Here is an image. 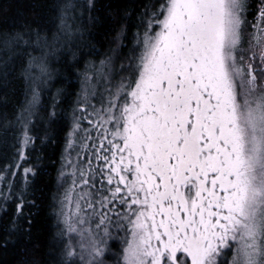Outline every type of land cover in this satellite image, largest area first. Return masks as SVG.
I'll return each mask as SVG.
<instances>
[{"label":"snow or ice","instance_id":"6c2138e0","mask_svg":"<svg viewBox=\"0 0 264 264\" xmlns=\"http://www.w3.org/2000/svg\"><path fill=\"white\" fill-rule=\"evenodd\" d=\"M99 11L59 0L52 27L0 37V75L19 67L25 84L5 125L19 129L17 162L0 169V211L16 205L5 247L35 206L38 172L19 161L45 87L79 68ZM125 16L131 39L122 25L117 48L78 73L71 113L58 115L56 97L47 113L68 122L52 264H264V0H144Z\"/></svg>","mask_w":264,"mask_h":264},{"label":"trees","instance_id":"16d2710c","mask_svg":"<svg viewBox=\"0 0 264 264\" xmlns=\"http://www.w3.org/2000/svg\"><path fill=\"white\" fill-rule=\"evenodd\" d=\"M143 2L144 0H97L100 8L97 13L99 22L90 24L84 38L77 41L80 46L77 54L80 60L79 68L61 69L62 74L45 87L41 108L33 118L32 134L36 143L29 147L28 158L19 161L22 167H35L38 172L29 195V199L35 200V206L26 204L19 220L21 231L13 235L12 240L7 242V247L4 244L16 217V205L10 201L7 212L0 211V264H52L53 256L56 255L51 249L57 223L54 210L62 152L68 131L66 119L61 118L54 122L47 119L52 98L56 97L58 102L59 116L63 117L64 112L71 113L75 94L79 91L78 73L89 62L98 63L111 49L117 48L115 37L122 25L127 28L128 39H131V33L135 31L133 25L136 23V17H126L125 11L139 12ZM257 2L258 0H252L253 10ZM58 3L59 0H0V37L22 29L25 23H30L33 27H52L56 23ZM251 19L249 16V20ZM131 47L129 43L128 47L122 50L123 55H126ZM58 89L63 90V95L57 96ZM24 99L25 84L20 77L19 67L7 82L0 75V169L7 163L17 162L15 157L18 153L12 145L15 143L14 133L18 134L19 129L6 128L5 125L14 121ZM15 180L22 184V169L17 173ZM28 219H31V230L24 232L23 229L29 227Z\"/></svg>","mask_w":264,"mask_h":264},{"label":"rangeland","instance_id":"374dc122","mask_svg":"<svg viewBox=\"0 0 264 264\" xmlns=\"http://www.w3.org/2000/svg\"><path fill=\"white\" fill-rule=\"evenodd\" d=\"M110 243H114L117 247H119V241L118 240H116V241H111ZM109 264H111V262H109Z\"/></svg>","mask_w":264,"mask_h":264}]
</instances>
